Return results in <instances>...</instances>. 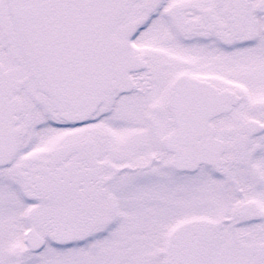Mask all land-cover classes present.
Masks as SVG:
<instances>
[{"label":"snow or ice","instance_id":"obj_1","mask_svg":"<svg viewBox=\"0 0 264 264\" xmlns=\"http://www.w3.org/2000/svg\"><path fill=\"white\" fill-rule=\"evenodd\" d=\"M0 264H264V0H0Z\"/></svg>","mask_w":264,"mask_h":264}]
</instances>
